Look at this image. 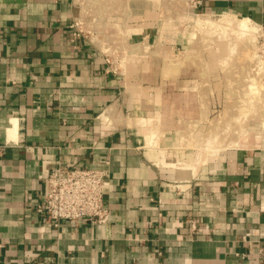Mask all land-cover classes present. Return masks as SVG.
<instances>
[{"label": "crops", "instance_id": "0c3cea01", "mask_svg": "<svg viewBox=\"0 0 264 264\" xmlns=\"http://www.w3.org/2000/svg\"><path fill=\"white\" fill-rule=\"evenodd\" d=\"M185 10L264 25V0H0V264H264V147L198 159L176 122L150 141L138 121L170 95L181 41L156 36ZM58 162L107 168L109 223L38 211Z\"/></svg>", "mask_w": 264, "mask_h": 264}, {"label": "rangeland", "instance_id": "374dc122", "mask_svg": "<svg viewBox=\"0 0 264 264\" xmlns=\"http://www.w3.org/2000/svg\"><path fill=\"white\" fill-rule=\"evenodd\" d=\"M224 16L232 18L226 25ZM234 17L241 15L185 10L157 34L167 44L180 37L181 44L165 49L160 87L170 95L161 97L158 115L145 121L139 115L150 125L145 132L155 123L176 122L168 134L203 158L244 142L264 147V28L258 23V32L245 34Z\"/></svg>", "mask_w": 264, "mask_h": 264}, {"label": "built area", "instance_id": "2783aa9c", "mask_svg": "<svg viewBox=\"0 0 264 264\" xmlns=\"http://www.w3.org/2000/svg\"><path fill=\"white\" fill-rule=\"evenodd\" d=\"M187 4L189 8H197L202 0H187ZM81 25L77 20L72 23L75 29L73 39L83 33ZM260 26L264 28V25ZM107 176V168L56 163L44 177L46 189L43 200L38 204V211L56 226L62 221L70 224L82 220H90L97 225L109 223L112 213L105 204ZM181 183H176L175 188L184 191L186 188L181 187ZM239 255L246 257L245 253Z\"/></svg>", "mask_w": 264, "mask_h": 264}, {"label": "bare ground", "instance_id": "6f19581e", "mask_svg": "<svg viewBox=\"0 0 264 264\" xmlns=\"http://www.w3.org/2000/svg\"><path fill=\"white\" fill-rule=\"evenodd\" d=\"M227 16H229V15H227ZM236 16V15H235ZM225 17V16H224ZM230 17V16H229ZM232 17V16H231ZM229 19V20H232V18L230 19V18H228V17H225L224 19H223V21L222 22H225V25L226 24H228V22L226 23V21H225V19ZM250 18V17H249ZM249 18H247V17H234L233 18V21H235V23H236V27L238 28V29H240L242 32H244L245 34H249V33H255V32H258L257 31V29H258V24H256L255 22H253L252 20H250ZM226 19V20H227ZM201 20V19H200ZM206 21V20H205ZM200 22V21H199ZM198 22V23H199ZM229 23H230V21H229ZM201 25V24H200ZM212 25H214V24H211L210 26H212ZM205 26V25H204ZM209 26V27H210ZM215 26H216V24H215ZM228 26H230V25H228ZM200 27V26H199ZM233 27V26H232ZM143 121H145V120H143ZM17 120H15V125H14V127L13 128H11L10 129V135H12L11 137H13L14 135H15V133L17 132ZM154 135H152V133H150L149 135L147 134L146 135V137L148 138V139H150V141H153V140H155L154 138H153V140H152V137H153ZM15 137V136H14ZM151 137V138H150ZM160 137V136H159ZM216 138V137H215ZM159 141V140H158ZM229 146V145H228ZM206 150H208L207 148H205ZM205 149H203V150H205ZM199 150H201V149H199ZM205 150V151H206ZM201 154H198V155H196V156H198V159H200L201 158V156H200ZM203 155V154H202ZM206 155H207V153H206ZM203 158V157H202ZM207 158V157H206ZM163 160V159H162Z\"/></svg>", "mask_w": 264, "mask_h": 264}]
</instances>
